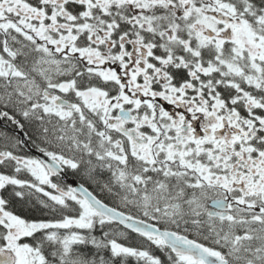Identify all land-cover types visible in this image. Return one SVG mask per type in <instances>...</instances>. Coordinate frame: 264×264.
<instances>
[{
    "label": "snow or ice",
    "instance_id": "6c2138e0",
    "mask_svg": "<svg viewBox=\"0 0 264 264\" xmlns=\"http://www.w3.org/2000/svg\"><path fill=\"white\" fill-rule=\"evenodd\" d=\"M0 121V264H264V0H0Z\"/></svg>",
    "mask_w": 264,
    "mask_h": 264
},
{
    "label": "flooded vegetation",
    "instance_id": "af4514ba",
    "mask_svg": "<svg viewBox=\"0 0 264 264\" xmlns=\"http://www.w3.org/2000/svg\"><path fill=\"white\" fill-rule=\"evenodd\" d=\"M162 103H164L165 106L167 108H169V109L172 107L171 105H167L166 102H163L162 101ZM242 114H243V110H242ZM14 130H15V126L14 125L8 124V123H6L4 121H0V133H7L9 135H12V134H14ZM5 142L6 141L3 139V137H0V148L3 147V145H4ZM25 151L28 152L29 155H32V156H35V157H38V158H41L42 159V157L39 155V151L35 147L31 148L30 150L29 149H26ZM68 175H69V177H71L73 174H72L71 171H69L68 172ZM105 175H107V174L105 173ZM69 182L72 183L73 181L70 179ZM16 211L18 213H20L21 215L25 216V217H34L33 215L27 214L26 211L21 210V209H18L17 205H16ZM36 215L37 216H40L41 213L40 214H36Z\"/></svg>",
    "mask_w": 264,
    "mask_h": 264
},
{
    "label": "trees",
    "instance_id": "16d2710c",
    "mask_svg": "<svg viewBox=\"0 0 264 264\" xmlns=\"http://www.w3.org/2000/svg\"><path fill=\"white\" fill-rule=\"evenodd\" d=\"M17 207H18V209H21V210L26 211L27 214H29V215L37 216L36 214H40V212L36 211L33 208V205H32L31 202H29L27 205H20V204H18ZM97 234H99V233H97ZM130 243H132V244H138L139 243V239L138 238L132 239L130 241ZM129 264H135V260L134 259H130Z\"/></svg>",
    "mask_w": 264,
    "mask_h": 264
},
{
    "label": "water",
    "instance_id": "95a60500",
    "mask_svg": "<svg viewBox=\"0 0 264 264\" xmlns=\"http://www.w3.org/2000/svg\"><path fill=\"white\" fill-rule=\"evenodd\" d=\"M42 159H46V157H44L43 155H41Z\"/></svg>",
    "mask_w": 264,
    "mask_h": 264
}]
</instances>
